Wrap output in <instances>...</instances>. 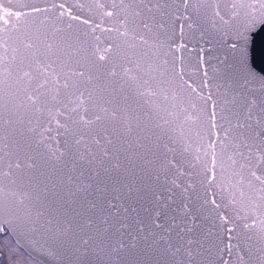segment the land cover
I'll return each instance as SVG.
<instances>
[{
	"label": "snow or ice",
	"instance_id": "1",
	"mask_svg": "<svg viewBox=\"0 0 264 264\" xmlns=\"http://www.w3.org/2000/svg\"><path fill=\"white\" fill-rule=\"evenodd\" d=\"M264 0H0V231L55 264H264Z\"/></svg>",
	"mask_w": 264,
	"mask_h": 264
},
{
	"label": "flooded vegetation",
	"instance_id": "2",
	"mask_svg": "<svg viewBox=\"0 0 264 264\" xmlns=\"http://www.w3.org/2000/svg\"><path fill=\"white\" fill-rule=\"evenodd\" d=\"M0 264H43L32 257L5 228L0 231Z\"/></svg>",
	"mask_w": 264,
	"mask_h": 264
},
{
	"label": "water",
	"instance_id": "3",
	"mask_svg": "<svg viewBox=\"0 0 264 264\" xmlns=\"http://www.w3.org/2000/svg\"><path fill=\"white\" fill-rule=\"evenodd\" d=\"M254 66L256 67L257 71H260V72L264 73V66H262L261 63H260L259 61H257V62L254 64ZM8 230L12 233L14 239H15V240H16V241H17V242H18V243H19L24 249H26L27 252H28L32 257L36 258L37 260H39V261L42 262L43 264H55V262L52 261L51 258H44V257H40V258H38V257L33 253V251L30 249V247H29L26 243L20 241V240L17 238L16 234H15L10 228H8Z\"/></svg>",
	"mask_w": 264,
	"mask_h": 264
}]
</instances>
